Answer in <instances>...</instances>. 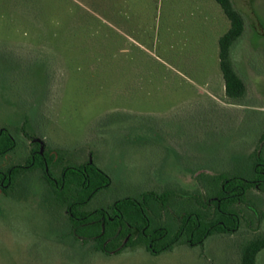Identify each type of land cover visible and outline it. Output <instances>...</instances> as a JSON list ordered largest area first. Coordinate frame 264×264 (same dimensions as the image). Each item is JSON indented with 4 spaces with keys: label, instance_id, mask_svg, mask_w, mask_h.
Listing matches in <instances>:
<instances>
[{
    "label": "rangeland",
    "instance_id": "obj_1",
    "mask_svg": "<svg viewBox=\"0 0 264 264\" xmlns=\"http://www.w3.org/2000/svg\"><path fill=\"white\" fill-rule=\"evenodd\" d=\"M233 1L246 30L231 56L247 92L232 102L218 63L229 23L215 0H0V125L15 131L26 118L31 136L78 155L75 163L88 150L110 180L90 208L159 194L158 182L191 186L176 177L192 170L246 178L264 130V46L251 39L264 0ZM251 59L263 63L250 69ZM38 177L28 179L32 194L42 192ZM55 218L48 203L0 196V264H239L242 246L264 235V222L243 223L201 246L106 255L61 240Z\"/></svg>",
    "mask_w": 264,
    "mask_h": 264
},
{
    "label": "flooded vegetation",
    "instance_id": "obj_2",
    "mask_svg": "<svg viewBox=\"0 0 264 264\" xmlns=\"http://www.w3.org/2000/svg\"><path fill=\"white\" fill-rule=\"evenodd\" d=\"M259 20V18H257ZM264 20L258 21V27L256 29L253 28L252 31V41L253 44H259L260 46H264ZM259 32V34H256ZM255 45H253V49L255 50ZM255 60V59H254ZM261 64L263 62H256L254 64L252 59L248 61V67L251 68V64L254 66L256 64ZM253 67V66H252ZM23 126L19 129H15L13 131L11 127L15 126L14 124L8 123L0 125V196L3 198H7L11 201H16L19 203H24L25 201L36 200V202L40 203H48L50 207H52L53 212H56L55 225L58 227L63 223V229H66L65 238L63 235L61 240H71L72 242H80L82 244L91 243V246L96 243L97 239L100 235H81L77 233L75 225L72 222L88 218L87 222H82L80 224L81 227H90L94 223L101 221V234L104 232V219L108 221H113V219H120L124 217L126 205L123 204L118 206L116 202L118 200L126 199L127 197L120 198L115 200L109 204H104L103 206H97L95 208H90L88 204L91 203L94 195L102 188L97 187L93 189H86L85 199L83 201H76L78 199L79 193L75 188H71L67 191L66 196L67 199H72L75 196V199L72 201L79 205L80 213H85L84 216H78L71 212V207L66 202L62 204L61 198L57 200L50 198L52 194V189L56 191L60 190V187L63 186L67 175L71 179L75 178H83L88 179L92 174L90 173V169L95 167L99 173H102L105 177H108L103 171L97 168L92 160L91 153L87 151V158L82 160L81 163H75L74 159L78 157V155L70 156L67 151L57 148H49L44 145L41 137H33L26 130L30 128V126L26 122V118H22ZM26 123V124H25ZM23 137L27 142V153L25 155H21L23 158L20 160V152H21V143L20 137ZM247 162L248 170L246 178H241L247 183L246 191L241 192V196L232 200L231 209L234 211L233 215L236 216L235 220L239 223V229L241 225L244 223L247 227L257 228L262 222H264V130L259 134L256 139L254 146L248 152L245 157ZM37 161L40 162V165L37 167ZM68 169H72L71 173H67ZM201 171V170H200ZM35 173L39 174L38 180L41 185V193L40 194H32L33 191L29 186L28 179L31 178ZM187 173V172H186ZM181 173L179 176L177 175V181L184 183V185H188V187H181L178 184L174 183V179L171 180L170 185L174 186V190H168L169 195L171 196V202L182 203L183 211H181V215L177 216L176 213L171 209H167L166 214L164 211L159 212V217H161V223L168 217V219L173 224L174 228L181 224V221L185 215L189 217L194 215V210L206 211L208 205H211V201L206 198V192L204 189L205 183L201 179V175H219L217 174H206L205 172L198 171H190L188 174ZM13 178L16 180V187L10 188V184H12ZM175 178V179H176ZM109 179V177H108ZM193 180V183H192ZM110 181V180H109ZM159 188L165 192V183L158 182ZM21 185V187L19 186ZM53 187V188H52ZM220 189L224 192L223 185L220 183ZM10 191V193L5 195L3 191ZM159 193V194H161ZM155 196L158 193H154ZM230 195H228L229 197ZM134 200L137 199V196H130ZM153 200L156 198L153 197ZM217 200L216 198H213ZM152 200V201H153ZM54 205H53V204ZM53 205V206H52ZM135 206L140 208L139 203L135 202ZM97 213H100V215ZM157 216V215H156ZM150 217L154 221L158 220L157 217H154L152 213H150ZM72 221V222H71ZM253 228V229H254ZM239 229L234 232L237 233ZM120 231V228H119ZM130 235V234H129ZM129 236H125L120 241V247H123L127 241ZM110 238H106L103 242V247L110 242ZM125 250V249H124ZM123 250V251H124ZM114 251H111L113 255ZM108 255V254H106Z\"/></svg>",
    "mask_w": 264,
    "mask_h": 264
},
{
    "label": "trees",
    "instance_id": "obj_3",
    "mask_svg": "<svg viewBox=\"0 0 264 264\" xmlns=\"http://www.w3.org/2000/svg\"><path fill=\"white\" fill-rule=\"evenodd\" d=\"M215 2L220 6L229 23L227 31L218 38V63L224 83V95L226 99L233 102L242 99L247 92L246 83L238 73L231 56L233 48L245 33V19L236 8L233 0H215ZM39 165L40 162L37 161L36 166ZM71 172L72 169L67 170V173ZM90 173L92 175L87 180L81 177L70 179L67 175L59 191L52 189L53 195L50 198L53 200L61 198L62 204L66 202L70 205L73 214L84 216L85 213H80L79 208V205L83 204L74 203L72 199H75V196L72 199H67L66 193L69 189L75 188L79 193L76 201H83L86 194L84 190L97 187L104 188L109 185L108 177L99 173L95 167L90 169ZM14 179L9 189L16 187V180ZM201 179L205 183L206 198L211 201V205L207 206L205 212L194 210V215L190 217L185 215L181 224L175 228L168 217L161 223V217L158 215L161 210L168 214V208H171L177 216L181 215L179 209L184 210L182 203L171 202L169 191L156 196L153 192H147L135 200L131 197L118 200L116 202L118 206L126 205L124 217L118 220L113 219V221L104 219L103 234H101V221L90 227L80 226L82 222H87L88 218L71 222L75 225L77 233L81 235H100L92 247L93 251L108 255L111 254V251H114V254H119L124 249L143 248L151 256H157L171 251L176 245L201 246L204 240L213 234H234L239 229V223L235 220L236 216L233 215L231 203L232 200L241 196V192L246 191L247 183L239 177L224 178L222 174L201 175ZM220 183L223 185L224 192L220 189ZM19 186L21 187V185ZM8 192L10 193L8 190L3 191L5 195ZM228 195L230 196L228 197ZM153 197L156 200H153ZM135 202L139 203L140 208L135 206ZM150 213L158 220L154 221L150 217ZM98 214L100 215V213ZM127 235L129 236L127 243L120 247V241ZM106 238L111 240L103 247ZM262 250H264V235H258L242 246L239 264H256L257 255Z\"/></svg>",
    "mask_w": 264,
    "mask_h": 264
}]
</instances>
